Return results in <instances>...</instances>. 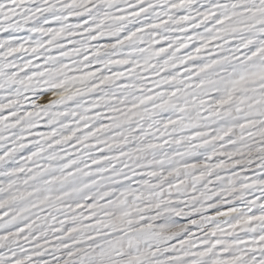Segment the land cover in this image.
<instances>
[{"label": "snow or ice", "instance_id": "snow-or-ice-1", "mask_svg": "<svg viewBox=\"0 0 264 264\" xmlns=\"http://www.w3.org/2000/svg\"><path fill=\"white\" fill-rule=\"evenodd\" d=\"M0 264H264V0H0Z\"/></svg>", "mask_w": 264, "mask_h": 264}]
</instances>
